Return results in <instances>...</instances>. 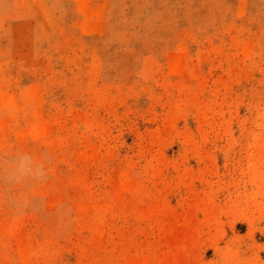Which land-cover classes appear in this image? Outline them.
I'll use <instances>...</instances> for the list:
<instances>
[{
    "label": "rangeland",
    "instance_id": "374dc122",
    "mask_svg": "<svg viewBox=\"0 0 264 264\" xmlns=\"http://www.w3.org/2000/svg\"><path fill=\"white\" fill-rule=\"evenodd\" d=\"M0 264H264V0H0Z\"/></svg>",
    "mask_w": 264,
    "mask_h": 264
},
{
    "label": "clouds",
    "instance_id": "9594fccd",
    "mask_svg": "<svg viewBox=\"0 0 264 264\" xmlns=\"http://www.w3.org/2000/svg\"><path fill=\"white\" fill-rule=\"evenodd\" d=\"M5 177L12 183H24L27 180L41 181L46 177L43 166L33 167L31 157L22 155L5 171Z\"/></svg>",
    "mask_w": 264,
    "mask_h": 264
}]
</instances>
